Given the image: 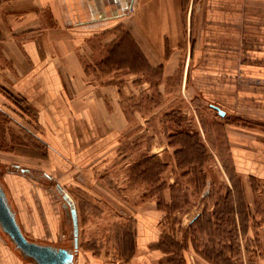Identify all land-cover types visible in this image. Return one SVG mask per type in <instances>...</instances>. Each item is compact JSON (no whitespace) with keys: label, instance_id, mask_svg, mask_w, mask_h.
I'll list each match as a JSON object with an SVG mask.
<instances>
[{"label":"rangeland","instance_id":"1","mask_svg":"<svg viewBox=\"0 0 264 264\" xmlns=\"http://www.w3.org/2000/svg\"><path fill=\"white\" fill-rule=\"evenodd\" d=\"M231 3L226 15L219 4L201 12L198 7L204 0H194L188 17L191 42L193 34L198 44L200 35L209 31L216 44L235 45L242 39L244 68L236 70L242 71L244 89L257 84L264 88V6L246 0L243 11L237 14L235 9L240 6ZM110 50L117 75L132 74L131 83L123 80L121 84V102L129 126L117 141L112 158L52 166L51 172L40 162L45 148L25 128L0 113V185L23 235L31 242L72 252L71 264L82 262L84 255L95 257L99 264H123L134 252L138 221L142 217L156 221L158 217L166 253L181 254L189 239L203 252L210 240L215 252L224 247L216 264H264V182H248L235 173L227 137L230 127H226L251 128L254 123L246 118L238 120L230 113L234 104L221 99L223 91L217 81H211L215 86L211 88L209 83L193 80V61L203 60L204 53L191 54L194 58L186 71L179 67L173 75L162 78V70L140 59L122 29L117 31L116 45ZM226 54L209 55L221 61ZM232 54L236 57L235 50ZM222 70L214 67L209 71L218 76ZM211 104L225 115L220 116ZM258 129L264 133V121L259 122ZM12 175L44 191V210L58 225L50 237L32 226L34 200L39 197L18 193L24 189L23 183L9 188ZM58 186L77 212V230L70 207H62ZM151 211L158 215L152 216ZM48 212L49 218L52 215ZM172 260L176 262L177 258Z\"/></svg>","mask_w":264,"mask_h":264},{"label":"crops","instance_id":"2","mask_svg":"<svg viewBox=\"0 0 264 264\" xmlns=\"http://www.w3.org/2000/svg\"><path fill=\"white\" fill-rule=\"evenodd\" d=\"M231 1L240 6L235 9L240 14L246 0H204L198 10L205 12L219 4L227 15ZM252 2L264 6V0ZM193 3L194 0H0V113L25 128L45 148L40 161L44 168L52 172V166L82 165L113 157L117 141L129 126L121 102V84L123 80L131 83L132 74L117 75L110 59V48L115 47L117 31L122 29L146 64L162 70V78L173 75L179 67L186 71L194 54L204 53L203 60L193 61V80L209 83L211 88L215 87L211 81H217L223 91L221 99L234 104L230 113L254 123L251 128L226 125L230 127L227 137L234 171L248 182H264V133L258 129L259 122L264 121V88L257 84L244 89L242 71L236 70L244 68L242 39L236 40L235 45L216 44L209 31L200 35L198 44L197 35L193 34L191 42L188 17ZM216 52L227 53L224 60H212L209 54ZM251 52L254 57V48ZM214 67L223 69L218 76L209 71ZM22 179L12 175L8 186L23 183L26 189L18 193L39 197L34 200L32 226L50 237L58 225L53 215L44 210V191L32 188ZM56 190L62 196V207H70L73 222L76 210L59 186ZM47 212L52 216L48 218ZM151 213L158 215L157 211ZM143 218L138 221L140 231L135 237L134 252L123 264H216L223 256L224 247L215 252L210 240L209 248L203 252L189 239L181 254L166 253L164 239L158 232V217L156 221ZM76 219L77 216L73 228L77 230ZM236 228L239 229L238 222ZM257 256L262 262L259 252ZM0 264L35 263L23 258L0 229ZM78 264L99 263L95 257L84 255Z\"/></svg>","mask_w":264,"mask_h":264},{"label":"water","instance_id":"3","mask_svg":"<svg viewBox=\"0 0 264 264\" xmlns=\"http://www.w3.org/2000/svg\"><path fill=\"white\" fill-rule=\"evenodd\" d=\"M220 116L224 112L216 106H211ZM74 215V211H72ZM73 224L75 218L73 216ZM0 229L14 244L21 256L30 259L35 264H70L74 255L67 249L54 248L29 241L22 233L13 210L11 209L3 188L0 185Z\"/></svg>","mask_w":264,"mask_h":264},{"label":"trees","instance_id":"4","mask_svg":"<svg viewBox=\"0 0 264 264\" xmlns=\"http://www.w3.org/2000/svg\"><path fill=\"white\" fill-rule=\"evenodd\" d=\"M124 34H125V36L130 40V42L132 43V45H133L135 51L139 54V57H141L140 59H141L144 63H146V62H145V59H144V58L142 57V55L139 53V51H138L137 47L135 46L134 42L129 38V36H128L126 33H124ZM21 171L24 172L25 170H21Z\"/></svg>","mask_w":264,"mask_h":264},{"label":"flooded vegetation","instance_id":"5","mask_svg":"<svg viewBox=\"0 0 264 264\" xmlns=\"http://www.w3.org/2000/svg\"><path fill=\"white\" fill-rule=\"evenodd\" d=\"M210 106H216V105H212V104H211ZM216 107H218V106H216ZM218 108H219V107H218ZM219 109H220V108H219ZM215 111H216V110H215ZM216 112H217V111H216ZM223 112H224V111H223ZM224 113H225V112H224ZM224 115H225V114H224Z\"/></svg>","mask_w":264,"mask_h":264}]
</instances>
